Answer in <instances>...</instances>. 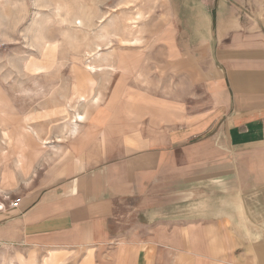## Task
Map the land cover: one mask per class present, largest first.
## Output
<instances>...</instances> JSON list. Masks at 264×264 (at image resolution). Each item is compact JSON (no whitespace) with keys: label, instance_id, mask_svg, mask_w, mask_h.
<instances>
[{"label":"crops","instance_id":"1","mask_svg":"<svg viewBox=\"0 0 264 264\" xmlns=\"http://www.w3.org/2000/svg\"><path fill=\"white\" fill-rule=\"evenodd\" d=\"M167 4L156 63L120 70L72 121L61 161L0 211V243L264 264V0Z\"/></svg>","mask_w":264,"mask_h":264},{"label":"rangeland","instance_id":"2","mask_svg":"<svg viewBox=\"0 0 264 264\" xmlns=\"http://www.w3.org/2000/svg\"><path fill=\"white\" fill-rule=\"evenodd\" d=\"M167 3L0 0L1 212L61 161L75 116L120 70L156 63ZM83 256L0 243V264H82Z\"/></svg>","mask_w":264,"mask_h":264},{"label":"bare ground","instance_id":"3","mask_svg":"<svg viewBox=\"0 0 264 264\" xmlns=\"http://www.w3.org/2000/svg\"><path fill=\"white\" fill-rule=\"evenodd\" d=\"M78 24L81 25V21H79ZM91 69H92L91 72H93L94 71L93 68H91ZM74 119H75L76 122L77 121H82L83 120V117L81 115H76Z\"/></svg>","mask_w":264,"mask_h":264},{"label":"built area","instance_id":"4","mask_svg":"<svg viewBox=\"0 0 264 264\" xmlns=\"http://www.w3.org/2000/svg\"><path fill=\"white\" fill-rule=\"evenodd\" d=\"M17 204H18V200L14 201V202L11 204V208H16V207H17Z\"/></svg>","mask_w":264,"mask_h":264}]
</instances>
